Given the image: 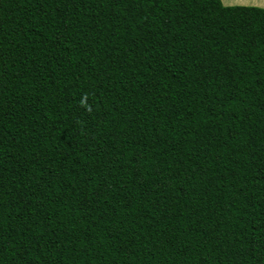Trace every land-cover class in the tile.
Instances as JSON below:
<instances>
[{
    "label": "trees",
    "instance_id": "1",
    "mask_svg": "<svg viewBox=\"0 0 264 264\" xmlns=\"http://www.w3.org/2000/svg\"><path fill=\"white\" fill-rule=\"evenodd\" d=\"M0 264H264V8L0 0Z\"/></svg>",
    "mask_w": 264,
    "mask_h": 264
},
{
    "label": "crops",
    "instance_id": "2",
    "mask_svg": "<svg viewBox=\"0 0 264 264\" xmlns=\"http://www.w3.org/2000/svg\"><path fill=\"white\" fill-rule=\"evenodd\" d=\"M243 2L244 4H241ZM226 3H228L229 5H225L224 2H222V4L225 6H235L232 4H238L239 6L254 5L255 7L264 8V0H227Z\"/></svg>",
    "mask_w": 264,
    "mask_h": 264
},
{
    "label": "rangeland",
    "instance_id": "3",
    "mask_svg": "<svg viewBox=\"0 0 264 264\" xmlns=\"http://www.w3.org/2000/svg\"><path fill=\"white\" fill-rule=\"evenodd\" d=\"M220 1L224 2L225 5H229L228 3H226L227 0H220ZM250 1H253V0H250ZM241 4H244V2ZM232 5H238V4H232ZM245 6H254V5H245Z\"/></svg>",
    "mask_w": 264,
    "mask_h": 264
}]
</instances>
